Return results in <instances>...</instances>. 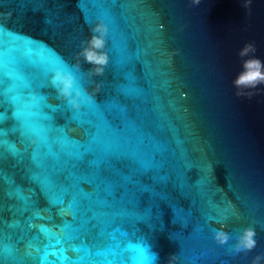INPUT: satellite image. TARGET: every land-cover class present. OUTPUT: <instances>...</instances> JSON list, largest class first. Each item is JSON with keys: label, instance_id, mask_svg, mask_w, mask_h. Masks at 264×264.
Masks as SVG:
<instances>
[{"label": "water", "instance_id": "obj_1", "mask_svg": "<svg viewBox=\"0 0 264 264\" xmlns=\"http://www.w3.org/2000/svg\"><path fill=\"white\" fill-rule=\"evenodd\" d=\"M100 20L98 73L82 53ZM256 61L264 73V0H0V90L26 77L48 141L73 153L55 165L0 107V141L20 147L0 154V228L22 264L35 248L53 264L104 259L113 222L155 264H264V80H245ZM58 66L79 107L53 86Z\"/></svg>", "mask_w": 264, "mask_h": 264}, {"label": "clouds", "instance_id": "obj_2", "mask_svg": "<svg viewBox=\"0 0 264 264\" xmlns=\"http://www.w3.org/2000/svg\"><path fill=\"white\" fill-rule=\"evenodd\" d=\"M94 34L88 46L84 48L82 55L89 61L96 65V72H102L103 65L108 61V55L105 52L99 51L105 45L104 34L106 26L103 20H100L93 29ZM260 63L256 61L255 75L256 80H264V73L259 71ZM249 80V79H245ZM52 84L58 89L60 95L68 99L70 104L79 107L75 97L71 95L74 88V78L69 70L62 67H57L54 70L52 77ZM255 82V81H251ZM77 96H83L79 88L76 89ZM40 97L32 91V84L23 75L17 78V85L14 91L9 92L0 90V107L4 108L7 113H10V118L15 122L17 130L26 137L32 145H40L45 143L48 146V151L45 156H50L55 165L62 167L66 166L68 161L62 160L61 154L67 157L73 155L67 142L61 138L54 137L50 142L48 141L45 130L40 123L42 116L40 108ZM7 119L5 112H0V125H3ZM3 128L0 127V131ZM59 145V151H54L52 145ZM8 152L12 157H16L20 152V147L15 143L8 141H0V154ZM34 216L40 217V212L35 211ZM108 227L111 231L107 232L108 242L105 247L96 251V257L104 259H92L90 264H113V261L107 260L109 253L115 251L114 260L116 264H155L157 254L151 250V245L142 236L137 235L135 231H130L128 228L116 225L114 222L109 223ZM52 231L45 232L51 235ZM252 235V233H250ZM218 240L223 243L228 239L224 232L217 234ZM252 243L251 240L248 241ZM51 247V245H49ZM31 248V246H30ZM73 251H79L74 250ZM49 253L46 249L35 248L33 250L25 251L23 256L31 261V264H53L48 259ZM80 259H83L81 257ZM175 259V257H174ZM69 260L67 255L60 258V264H66ZM0 264H22L21 251L14 244L9 242L7 234L3 228H0Z\"/></svg>", "mask_w": 264, "mask_h": 264}, {"label": "snow or ice", "instance_id": "obj_3", "mask_svg": "<svg viewBox=\"0 0 264 264\" xmlns=\"http://www.w3.org/2000/svg\"><path fill=\"white\" fill-rule=\"evenodd\" d=\"M255 75H257V73H252L249 76L245 77V79H252V78L255 77ZM44 182H45V184H47L48 183L47 179H45ZM63 191H65V190L62 189L61 190V194H56V193L53 194V202L54 203H62V193H63ZM105 191H108V190L106 189ZM78 195L80 197L85 198V199H89V196L86 193H79ZM25 199H27V198H25ZM78 203H79L78 196H77V194H74L73 195V199H72V203L70 205V209H76L77 206H78ZM41 231L42 232H48V231H50V229L48 228L47 225H41ZM74 250H79V249H74Z\"/></svg>", "mask_w": 264, "mask_h": 264}]
</instances>
